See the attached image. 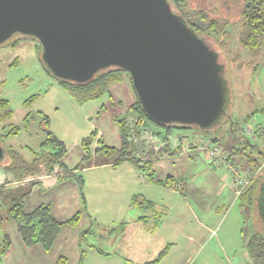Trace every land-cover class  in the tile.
Returning <instances> with one entry per match:
<instances>
[{
	"label": "rangeland",
	"instance_id": "1",
	"mask_svg": "<svg viewBox=\"0 0 264 264\" xmlns=\"http://www.w3.org/2000/svg\"><path fill=\"white\" fill-rule=\"evenodd\" d=\"M196 4L188 0L191 9ZM228 31L230 37L220 36L210 45L226 64L232 97L226 120L232 118L235 133L243 137L239 146L246 138L255 146L242 145L245 154L233 153L231 162L236 167L234 158L250 160L254 166L255 160L264 159V42L257 49H247L239 43L240 25ZM123 76L124 81L113 85L109 94L79 103L72 87L47 70L37 41L15 36L0 47V99L7 100L12 110L10 118L0 120V144L28 163L36 155L54 153L53 147L42 145L47 138L45 115L49 130L66 148L64 166L57 165L53 173L17 181L0 167V186L12 191L23 187L25 192L30 181L38 180L23 199V214L48 206L59 222L79 216L76 226L62 228L50 251L40 244L28 247L17 224L6 223L0 230V244L6 234L12 244L1 264H252L248 242L255 230L264 234L259 211L255 215L235 196V178L228 165L195 148L226 145L232 136L227 134L228 125L207 134L195 127L165 128L148 122L135 136L136 112L131 106L136 94L130 76ZM125 118L124 126L136 146L133 160L117 163V155L96 154L100 140L121 147L118 121ZM14 126L18 134L6 137ZM94 133L91 158L85 160L83 140ZM215 138L219 141L213 142ZM175 141L178 148H171ZM188 143L192 147L186 150L183 146ZM101 160L110 164L102 166ZM46 175L54 184L41 185ZM146 199L154 203L153 209L148 204L141 208ZM3 200L0 193V205ZM150 215L154 218L139 220Z\"/></svg>",
	"mask_w": 264,
	"mask_h": 264
},
{
	"label": "water",
	"instance_id": "2",
	"mask_svg": "<svg viewBox=\"0 0 264 264\" xmlns=\"http://www.w3.org/2000/svg\"><path fill=\"white\" fill-rule=\"evenodd\" d=\"M18 35L37 40L47 70L65 82L122 70L158 125L213 131L228 116L226 64L168 0H0V46ZM257 208L264 222V182Z\"/></svg>",
	"mask_w": 264,
	"mask_h": 264
},
{
	"label": "trees",
	"instance_id": "3",
	"mask_svg": "<svg viewBox=\"0 0 264 264\" xmlns=\"http://www.w3.org/2000/svg\"><path fill=\"white\" fill-rule=\"evenodd\" d=\"M168 2L173 12L181 15L185 22L193 28L198 36L209 46L212 44V41H216L220 36L230 37L229 34H231V32H229L228 29L230 27H237V25H240L239 43L243 47L247 49H257L264 42V0H195L197 7L192 9L188 5V0H168ZM20 37L35 40L31 37ZM123 75L124 72L122 70L110 68L98 73L95 78L87 84L65 82L60 79H58V81L72 87L73 96L79 103H87L109 94L113 85L120 84L124 81ZM9 108V102L0 99V110L2 111V114H0L1 122H5L6 119L12 116V110ZM131 108L136 112L134 114L136 118L134 123L135 136H140L148 122L154 126H161L149 119L143 111L137 96ZM126 119L127 118L118 121V123H121V147H109L100 140L102 146L96 148V154H103L106 157L117 155V163L133 160L132 158L136 151V146L134 142L130 141L131 137L126 128ZM231 122H233L232 125ZM43 124L46 127L47 138L42 145L43 147H53L56 150L54 153L48 152L41 156L36 155L34 162L28 163L16 151L9 150L6 151L5 159L0 162L2 170L12 175L17 181H23L29 177L41 175L44 172L53 173L57 165H60V167L64 166L61 161L66 154L65 145L49 130L50 119L45 115H43ZM223 125H228L227 134H231L235 140L243 138L235 133V122L232 118H228V122L225 119V121L213 131L205 132L207 134L219 132L223 129ZM161 127L172 128L169 126ZM261 131L264 130L261 129ZM18 132L19 129L14 126L6 133V137L17 135ZM94 135L96 134L94 133L92 136L83 140L82 146L86 152L84 157L85 160L91 158L90 147ZM246 139L247 141L245 143L242 144L240 142L244 148L246 145L252 146L248 138ZM216 141H219V139L215 138L213 142ZM252 147L255 146L253 145ZM243 149L236 153L242 152L245 154L246 150ZM260 153L263 154V151L260 150ZM258 160L259 159L254 161V169L256 170L261 168L262 163H264V159ZM146 163L151 164V161L148 160ZM137 164H139L138 161ZM263 182L264 168L251 180L239 197L242 201V206L245 208L249 207L250 211L255 215L258 211L257 203ZM39 183L38 180L30 181L28 185L29 188L26 187L28 189L25 192L23 187L16 188L18 190L12 191L4 190V187L0 186V193L4 197L3 203L0 205V209H4L0 210V230L4 229L6 223L15 222L23 242L28 247L34 244H40L45 251H50L57 237L60 235L62 228L65 225L76 226L79 223V216L77 215L64 223L59 222L52 217L48 206H40L29 214H23V199L31 193L32 187ZM20 191H22L21 194H19ZM260 230L261 229L254 231L247 245L252 264H264V234H262V230ZM11 244V240L6 234L3 243L0 244V264L3 257L9 251ZM62 261L63 260L60 262Z\"/></svg>",
	"mask_w": 264,
	"mask_h": 264
},
{
	"label": "built area",
	"instance_id": "4",
	"mask_svg": "<svg viewBox=\"0 0 264 264\" xmlns=\"http://www.w3.org/2000/svg\"><path fill=\"white\" fill-rule=\"evenodd\" d=\"M249 135H252V131L250 130V132H248ZM254 135V134H253ZM227 145H215L210 147L205 145H196L195 148L200 149L202 151H206L207 153V157L209 159L215 158V159H219L222 161V163L226 164L229 166L232 174L234 175L235 178V182L238 185V192H237V196L240 197L242 191L249 185V183L251 182V180L264 168V163H262L261 168H259L258 170H256L257 174L255 175V173L251 176L248 177H243L240 174V170L238 167H235L232 162H231V148L227 147ZM192 145L188 144H184L183 148H185L186 150L191 149Z\"/></svg>",
	"mask_w": 264,
	"mask_h": 264
},
{
	"label": "crops",
	"instance_id": "5",
	"mask_svg": "<svg viewBox=\"0 0 264 264\" xmlns=\"http://www.w3.org/2000/svg\"><path fill=\"white\" fill-rule=\"evenodd\" d=\"M255 137H257V135H254ZM227 147H229V148H231V154H233V153H236V152H240V150H241V148H242V145L241 146H239V144H238V140H235V138H233V136H231V137H229L228 138V140H227ZM171 148H178V145H177V141H175L174 142V144H171ZM171 148L170 147H168V151H171ZM182 148V147H181ZM233 151V152H232ZM246 152V151H245ZM237 154H239V153H237ZM234 159H236L237 161H236V164H237V166L236 167H238L239 168V170H240V174H241V176H243V177H248V176H251V175H253L255 172H256V170L254 169V166H252L251 165V161L250 160H238L237 158H234ZM211 160V159H210ZM209 160V161H210ZM233 161V160H232ZM100 162V164L102 165V166H104V165H109L110 163H107V161H104V160H101V161H99ZM234 166H235V163L233 162L232 163ZM91 167H97L96 165H92ZM91 167H88V169L89 168H91ZM227 176H225V177H223L222 179H224V178H226ZM234 177V176H233ZM46 181V182H45ZM54 179L53 178H51V176H48V175H46V176H43V178H42V181H41V185H49V184H54ZM43 182H45L44 184H43ZM236 183V182H235ZM232 190L235 192V196H237V192H238V187H237V184L236 185H234L233 184V187H232ZM143 203H145V207L144 206H142L141 208H146L147 206V204H148V207L149 208H151V209H153V207H152V205L154 204L153 202H149V200H145ZM134 205V204H133ZM155 207V206H154ZM151 217H153L154 218V216L152 215H150L149 217L147 216V217H144V216H140V218H139V220L140 221H142V222H144V219L146 218V219H150ZM158 218V217H157Z\"/></svg>",
	"mask_w": 264,
	"mask_h": 264
}]
</instances>
